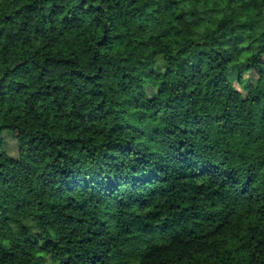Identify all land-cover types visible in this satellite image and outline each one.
<instances>
[{
  "label": "clouds",
  "instance_id": "obj_1",
  "mask_svg": "<svg viewBox=\"0 0 264 264\" xmlns=\"http://www.w3.org/2000/svg\"><path fill=\"white\" fill-rule=\"evenodd\" d=\"M0 264H264V0H0Z\"/></svg>",
  "mask_w": 264,
  "mask_h": 264
}]
</instances>
